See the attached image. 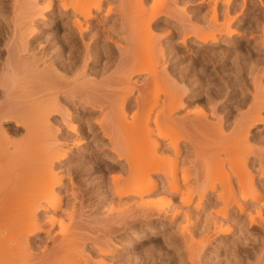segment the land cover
Listing matches in <instances>:
<instances>
[{"label":"bare ground","instance_id":"bare-ground-1","mask_svg":"<svg viewBox=\"0 0 264 264\" xmlns=\"http://www.w3.org/2000/svg\"><path fill=\"white\" fill-rule=\"evenodd\" d=\"M255 4L0 0V264H115L150 233L173 264H264V132L251 136L264 127V35L247 64L231 29ZM258 12L247 27L264 28ZM88 138L120 173L95 193L117 205L105 203L122 234L72 225L80 193L66 161Z\"/></svg>","mask_w":264,"mask_h":264},{"label":"rangeland","instance_id":"rangeland-1","mask_svg":"<svg viewBox=\"0 0 264 264\" xmlns=\"http://www.w3.org/2000/svg\"><path fill=\"white\" fill-rule=\"evenodd\" d=\"M239 1V3H241L242 4V0L240 1V0H238ZM152 3V2H151ZM257 3H259L258 1H257ZM257 6H259L260 7V4H255V6L252 8V6L250 7V9H249V13H248V15L247 16H245L243 19H242V22H240V23H236V24H233V25H231V29H234L235 31H237V30H239V31H237L235 34H238V32L240 33V30H241V32L242 33H240L241 35H244L243 36V38H239V40L241 41V42H239L238 43V46H239V50L241 51V53H243L244 55H246V53H248L249 54V52H246V51H248L247 49H249V48H251L250 46H253V44L254 43H252V41L251 40H255V38H257V40H258V37H262L263 35H264V28L262 29L261 27H259V25H258V27L260 28V31H258L259 29H257V32H254V33H252L253 31H252V29L251 28H253V27H251V28H249L250 26V23L248 24V22L250 21L249 19H250V16L252 15L251 13H253L254 12V10L255 11H259V12H261L262 11V7H263V11H264V6H261L260 8H261V11L260 10H258V9H260L259 7H258V9H255V8H257ZM263 11L261 12V14L263 13ZM258 12V13H259ZM252 19V18H251ZM262 23H260V25L262 26V25H264V18L262 19ZM251 22V21H250ZM260 22H261V20H260ZM253 23V24H252ZM255 23L253 22V20H252V22H251V26L252 25H254ZM239 25H241V26H239ZM247 25L249 26V27H247ZM235 26H239L240 28L239 29H237L238 27H235ZM258 27H254L255 29L256 28H258ZM236 28V29H235ZM242 28V29H241ZM244 28V29H243ZM246 28H249V29H246ZM230 29V30H231ZM262 29V30H261ZM246 30V31H245ZM232 31V30H231ZM248 31V32H247ZM250 31H252V32H250ZM255 31V30H254ZM243 32H244V34H243ZM246 33V34H245ZM255 33H257V34H255ZM227 33H225V37L226 36H228V34L226 35ZM239 34V35H240ZM250 34L252 35L251 37H250ZM259 34L260 35H262V36H259ZM238 35V36H239ZM245 35H247V36H245ZM256 36V37H255ZM240 37V36H239ZM250 37V38H249ZM254 37V38H253ZM252 38V39H251ZM248 39H250L249 41V43H248ZM262 39H263V37H262ZM261 39V40H262ZM259 40H260V38H259ZM261 40L259 41V44L260 45H262V42H261ZM247 44V45H246ZM258 44V43H257ZM218 45H223V47L224 46H226L227 44L225 43V42H221L220 44H218ZM217 45V47H219L220 48V46H218ZM259 45V46H260ZM258 46V47H259ZM263 46H261V47H259V48H261V50H262V52L264 51V49L262 48ZM242 50H241V49ZM220 49H222V48H220ZM264 53V52H263ZM242 54V56H244ZM255 54V53H254ZM250 55V57H252V60L254 59L255 60V57L254 56H256V55ZM241 56V58L243 59V57ZM248 55H246L245 56V59H246V57H247ZM254 57V58H253ZM260 57H262V55L260 56ZM248 58H249V56L247 57V60H246V62H247V64H249L250 62H252V60H250V62L248 63ZM245 59H243V61L245 62ZM251 59V58H250ZM100 60V59H99ZM100 62V61H99ZM245 62V63H246ZM229 66H230V64H228ZM260 65H261V63H260ZM259 65V63H258V66H260ZM257 66V65H256ZM255 66V67H256ZM262 66V65H261ZM97 115H95L94 117L95 118H93L92 117V120H95L97 117H96ZM260 127V128H259ZM262 127V128H261ZM81 129H84V128H82V126H81ZM252 130V133L251 134H253V135H251L252 137L254 136L255 137V139L258 141L259 139H260V141H261V138H260V136L258 137L257 136V134H260V133H262V131L264 132V127H263V124H258V127L257 128H252L251 129ZM260 130H262L261 132H260ZM259 132V133H258ZM88 135L91 137L92 135H90V133L87 131H85V134H84V136H86V138L88 137ZM253 137V138H254ZM256 137H258L259 139H257ZM89 139V140H88ZM88 139H86V141L88 140L89 141V143L91 144L92 143V138L90 139V138H88ZM254 139V140H255ZM263 140V139H262ZM91 141V142H90ZM258 145H260V144H258ZM263 145V144H262ZM93 147V144H91V148ZM258 147V146H257ZM254 148L255 150L254 151H256V152H258V148ZM261 147H264V146H261ZM102 148H105L106 149V146H99V147H94V149L92 148V149H90V150H85V151H78L77 150V147L76 146H72V149L74 150V151H78V152H74L73 151V155H71V153H70V157H69V159H67V163H69V166H70V169H69V175H70V177L73 179V187L77 190V192H79V193H77V194H79L78 196L80 197L79 198V200L81 201H77L76 203L77 204H75V206H77V207H83L82 209L84 210L83 212H82V209L80 210V207L79 208H76V210H77V213L79 212L81 215H83V217L80 215V214H78V216L77 215H75V216H77V217H74L75 219H74V224L72 223V225H76V227L78 226V230L76 229V227H73L72 225H71V223H70V225H71V228H72V230L73 229H76V230H73V232H76V231H78V232H80L81 233V231H83L82 232V234L83 235H87V234H95V233H97V235L96 236H99V235H102V233L104 234L106 231L108 232L109 231V228L111 227V225L110 224H112L113 222L112 221H110L109 220V218L111 219V218H114V215H115V210H114V212L113 211H111L112 209L110 208V207H113L114 209H116V207L115 206H117L116 204L115 205H113V204H111V206L109 205L110 204V202H105V203H109L108 205L110 206V207H108V205L107 204H105V203H99L98 204V202H99V198H101V197H99V198H97L98 197V195L96 194L98 191H99V189H96L97 187H98V184L97 183H99L101 180H103L105 183L104 184H106V182H110V180H111V177H113L115 174H118L117 172H115L114 173V171L113 170H111V169H109L110 171H111V174H110V171H108V168H112L113 166H115V164L113 165V163L112 162H110L111 160L110 159H108V157H106V156H104L103 157V154H102V152L100 151V149H102ZM261 151V150H260ZM82 154H84V156H90V157H92V159L94 160H92V163L93 164H91L90 166L89 165H86L85 167H83V165L81 164V162H79L81 165H79L78 164V161L80 160V158H81V156H82V159L84 158V156L82 155ZM92 156H91V155ZM101 154V155H100ZM189 154V153H188ZM94 155V156H93ZM190 155L192 156L193 154H191L190 153ZM252 155H254V154H252ZM73 157V158H72ZM81 159V160H82ZM96 159V160H95ZM80 160V161H81ZM105 164V165H104ZM106 164H107V166L108 165H110V167L108 166V168H107V166H106ZM68 165V164H67ZM104 165V166H103ZM69 166H66V168H69ZM105 166H106V168H105ZM81 167L83 168V169H81ZM105 168V169H104ZM90 170V171H89ZM69 175H68V178H70L69 177ZM111 175H113V176H111ZM118 175H120V173L118 174ZM117 175V176H118ZM70 178V179H71ZM88 180V181H87ZM75 184V185H74ZM97 184V185H96ZM93 186V187H92ZM79 187V188H78ZM79 190V191H78ZM81 191V192H80ZM96 192V193H95ZM92 193H95L97 196L96 197H94L95 196V194H94V196H92L91 198L92 199H90V194L91 195H93ZM98 200V201H97ZM92 201V202H91ZM94 201V202H93ZM109 201V200H108ZM96 203V204H95ZM80 204V205H79ZM95 204V205H94ZM105 205V206H104ZM113 205V206H112ZM67 207V206H66ZM105 207V208H104ZM69 208V207H68ZM71 208V207H70ZM69 208V209H70ZM104 208V209H103ZM107 208V209H106ZM108 208H110V209H108ZM109 211V213H108V211ZM81 211V212H80ZM111 212H113L114 214H112ZM112 214V217H109V216H111V214ZM110 214V215H109ZM104 215V216H103ZM109 215V216H108ZM91 216H93V217H91ZM109 218H108V217ZM81 217V218H80ZM89 217L91 218V219H89ZM96 217V218H95ZM87 218H88V221H87ZM102 218V219H101ZM181 219V225H184L185 223L184 222H186V221H184L185 219H183V215H182V217H180ZM80 219V220H79ZM83 219H86V221L87 222H89V223H87L85 220V222H86V225L84 224L85 222L84 221H82ZM104 219H106V221L108 220V221H110V222H108L107 221V223H105V225L104 224H100V223H104V222H106V221H104ZM102 220V221H101ZM82 221V222H81ZM91 221H92V224H91ZM192 221H194L195 222V219L194 220H192ZM83 225H81V224ZM109 223V224H108ZM183 223V224H182ZM187 223V222H186ZM94 224L97 226H94ZM97 224H100V225H97ZM84 225H85V228H82V227H84ZM88 225V226H87ZM92 225V227H90V226ZM109 225V226H108ZM117 225L118 224H112V226H116L115 228H116V230L119 232V233H121L122 234V232H124L122 229H121V225H118V227H117ZM87 226V227H86ZM102 226V227H101ZM105 226H108V227H104ZM121 226V227H120ZM251 226V225H250ZM89 227V228H88ZM96 227V228H95ZM101 227V228H100ZM168 227V228H167ZM252 228H254V232H258L259 230H261V227H260V225H258V224H252V226H251ZM260 227V228H259ZM57 229H58V227H56ZM90 230V228H91V230L89 231L88 229ZM101 230H100V229ZM107 228V229H106ZM121 229V230H118V229ZM56 229V230H57ZM82 229V230H81ZM94 229H96V231L94 230ZM98 229V230H97ZM103 229V230H102ZM111 229H113L114 230V228H111ZM110 229V230H111ZM169 229V230H168ZM257 229V230H256ZM71 230V229H70ZM72 230H71V232H72ZM116 230H114V231H116ZM162 230H166L167 232L169 231V234H170V232L173 234V236L172 237H174L175 239H177V240H179L180 238H179V234H178V230H177V225H175V224H166L165 226H164V228L162 229ZM91 231H94L93 233L91 232ZM100 231H102V232H100ZM105 231V232H104ZM88 232V233H87ZM99 232V233H98ZM106 232V233H107ZM112 232V231H111ZM118 232H116V235H117V233ZM87 233V234H86ZM101 233V234H100ZM110 233V232H109ZM109 233H107L108 234V236L109 235H111V233L109 234ZM119 233H118V235H119ZM107 234H105V237H106V235ZM120 234V235H121ZM150 234H153V235H150ZM149 235H144V236H142L141 237V239H138V241L136 242H134L133 244H131L130 246L131 247H129L128 249H126V251L125 252H123V254L121 255V257L119 258L120 260H121V262H119V259H117V262L115 263V264H117L118 262L121 264H125V261L128 259V257H131V256H127V255H129V254H135V255H138L139 256V259H143V258H145V256L146 255H148V256H146V259H148L147 261H146V259H144V261L145 262H148L147 264H149L150 262H152L153 261V258L154 257H156L157 256V258H156V263L157 264H173L172 263V260H173V257L171 258V256H172V252L171 253H169V251H168V247H166L167 245H166V243L164 242V240H163V238H162V236L160 235V234H157L156 235V233H150ZM171 234V235H172ZM117 235V237L119 238H117L119 241H115V242H117V243H114V244H116V245H118L117 247H118V249L120 250V248H121V244H118V243H120L121 241H120V235L118 236ZM179 235V236H178ZM112 236H114V237H116L115 236V234L114 235H112ZM100 237V236H99ZM102 238H104V236H102ZM179 238V239H178ZM234 238V237H233ZM104 239H106V238H104ZM179 241H181V240H179ZM87 242V241H86ZM123 245V247H124V245H127V243H125V244H122ZM153 246V248H154V251H153V248H152V252H154V254L151 252V249H149V247H152ZM91 246H92V244H91ZM155 246V247H154ZM116 247V248H117ZM135 249H133V248ZM129 249H131V250H129ZM148 249H149V251H148ZM163 250V251H162ZM166 250V251H165ZM156 251V252H155ZM160 252V253H159ZM221 252V251H220ZM129 253V254H128ZM148 253V254H147ZM149 253H151L152 254V256H154V257H152V256H150L151 254H149ZM156 253V254H155ZM170 255H169V254ZM162 254V255H161ZM219 254H221V253H219ZM156 255V256H155ZM165 255V256H164ZM98 256V255H97ZM124 256V257H123ZM133 256V255H132ZM220 256H222V255H219V257ZM126 257V258H125ZM149 257V258H148ZM151 257H152V259H151ZM96 258H98L99 259V257H96ZM167 258V259H166ZM221 258V257H220ZM223 258V257H222ZM130 259V258H129ZM131 259H133V257H131ZM149 259H151V261L149 260ZM163 259V260H162ZM170 259V260H169ZM134 261H136L135 259L133 260V262L132 263H134ZM215 262V261H214ZM128 263H130V262H128ZM211 263H213V261H211L209 264H211ZM126 264H127V261H126ZM174 264H176V263H174ZM178 264V263H177Z\"/></svg>","mask_w":264,"mask_h":264}]
</instances>
